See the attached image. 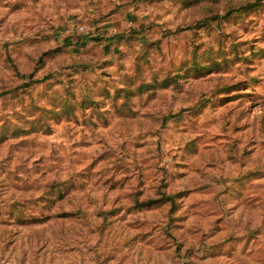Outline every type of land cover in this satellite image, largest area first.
<instances>
[{
    "label": "rangeland",
    "instance_id": "374dc122",
    "mask_svg": "<svg viewBox=\"0 0 264 264\" xmlns=\"http://www.w3.org/2000/svg\"><path fill=\"white\" fill-rule=\"evenodd\" d=\"M0 264H264V0H0Z\"/></svg>",
    "mask_w": 264,
    "mask_h": 264
}]
</instances>
